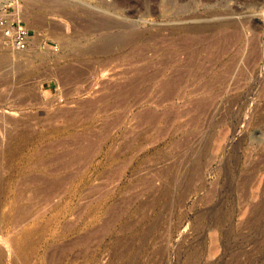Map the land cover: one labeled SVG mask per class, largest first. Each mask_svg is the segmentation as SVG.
Returning <instances> with one entry per match:
<instances>
[{
    "label": "rangeland",
    "instance_id": "obj_1",
    "mask_svg": "<svg viewBox=\"0 0 264 264\" xmlns=\"http://www.w3.org/2000/svg\"><path fill=\"white\" fill-rule=\"evenodd\" d=\"M127 1L0 0V264H264V0Z\"/></svg>",
    "mask_w": 264,
    "mask_h": 264
},
{
    "label": "bare ground",
    "instance_id": "obj_2",
    "mask_svg": "<svg viewBox=\"0 0 264 264\" xmlns=\"http://www.w3.org/2000/svg\"><path fill=\"white\" fill-rule=\"evenodd\" d=\"M33 2V1H32ZM128 1L127 0H112V4H110L109 6V8H107L105 11H104V15L103 16H98L99 18H98V20H96V22H97V24L99 25H103L106 29H107V31H109V29H110V27H112V24H115L116 22L113 20V17L112 16H105L106 15V13H109V12H114V13H116V14H118L119 12H122V9H123V7L126 5V3H127ZM164 3H165V5L166 4H168V5H171L173 2H174V0H167L166 2L165 1H163ZM37 3V2H36ZM157 2L155 1V0H138V6H136L132 11H130V12H128L127 13V15H126V19H129V18H133V17H135L137 14L139 15V21H142L143 20V18H146V17H148V16H150L152 13H154V11H155V5H157L156 4ZM32 6V5H31ZM37 6V5H36ZM167 7V6H166ZM32 8V7H31ZM43 8H45L44 6H43ZM55 8V7H54ZM59 11V10H58ZM33 16H34V14H33ZM31 18H34L33 20H35L34 22H36V23H40L41 24V22H42V20H40V19H38V20H36V18L35 17H31ZM64 20V19H63ZM66 21V20H65ZM190 27V26H189ZM104 28V29H105ZM107 31H105V33L101 36V39L102 40H104V41H108V43L110 42V41H117V40H119V38H121V36L120 35H113L112 33L110 34V33H108ZM228 35V34H227ZM225 36V35H224ZM237 36V35H236ZM198 37V36H197ZM198 39V38H197ZM183 41H185V40H183ZM186 42V41H185ZM111 44V43H110ZM182 44H184V43H182ZM186 44V43H185ZM182 46V45H181ZM6 60V59H5ZM77 60V59H76ZM11 62V61H10ZM13 62V61H12ZM17 63V62H16ZM9 65H11V63L9 64ZM17 67V66H16ZM97 67V66H96ZM93 68V67H92ZM17 70H18V68H17ZM59 70V69H58ZM96 70V69H95ZM20 71V70H19ZM32 71V70H31ZM52 71V70H51ZM28 72H29V70H28ZM56 72V71H55ZM32 73V72H31ZM58 73V72H57ZM56 73V74H57ZM27 74V73H26ZM96 74V73H95ZM18 75V74H17ZM51 75H55L54 73L53 74H51ZM6 76V75H5ZM100 76V75H99ZM55 77V76H54ZM5 78H7V77H5ZM69 79V78H68ZM58 80V79H57ZM29 81V80H28ZM61 82V81H60ZM59 84V83H58ZM61 84V83H60ZM164 84V83H163ZM29 85V84H28ZM169 85V84H168ZM162 87V86H161ZM164 87V88H163ZM162 88L163 89H165L166 88V94H168V92H170L169 91V89L167 88V87H165V86H163ZM107 88V87H106ZM161 88V89H162ZM172 90V89H171ZM116 92V91H115ZM118 92V91H117ZM119 92H121V91H119ZM132 92V91H131ZM118 94H120V93H118ZM165 94V95H166ZM170 94H171V92H170ZM169 94V95H170ZM117 95V94H116ZM116 95H114V96H116ZM121 95H123L122 94V92H121ZM169 95H167V96H169ZM166 96V97H167ZM122 97V96H121ZM130 97V96H129ZM170 97V96H169ZM115 98V97H114ZM116 98H118V95H117V97ZM127 98V99H126ZM124 97V98H122V99H120L119 101H117V102H114L113 104H109L105 109H103V114H104V110H109V109H111V108H117V107H125V106H127V103H128V97ZM168 99V98H167ZM162 101V100H161ZM103 102V101H102ZM80 106H81V104H80ZM94 106V105H93ZM84 107V110H82V111H80L81 113L80 114H75V115H68V117L70 118V119H74V120H76V119H83V120H85V119H87L88 117H89V119H90V116H92V114L90 113V116H86L87 115V113H89V111L87 110V106L85 107V106H83ZM123 109V108H122ZM91 112V111H90ZM101 113H102V111H101ZM106 113V112H105ZM157 113V112H156ZM153 114V113H152ZM154 115H156V114H154ZM1 116V115H0ZM86 116V117H85ZM158 117H160L159 115H157ZM92 118V117H91ZM137 118H139L140 120H142V119H151V118H153L152 116H151V113L149 114V113H147V111L144 113V111L142 112V113H140V114H138L137 115ZM21 119V118H20ZM154 119H157L156 117L154 118ZM153 119V120H154ZM6 120V119H5ZM71 120V121H72ZM88 120V119H87ZM82 121V120H81ZM138 121V120H137ZM83 122V121H82ZM85 122V121H84ZM66 123H67V120H66ZM106 123V122H105ZM107 124H109L108 122H107ZM157 124V123H156ZM106 125V124H105ZM103 126V127H101V131L103 130H106L107 128H106V126L108 127L109 125H106V126ZM111 125V124H110ZM68 126V125H67ZM133 129V128H132ZM105 133V132H104ZM81 141H82V139H81ZM91 141V140H90ZM105 141V140H104ZM88 143V142H87ZM130 143V142H129ZM133 143V142H132ZM89 145V144H88ZM84 146V145H83ZM91 146V145H90ZM93 146V145H92ZM19 147V146H18ZM85 147V146H84ZM128 147H129V145H128ZM131 148V147H130ZM79 149V148H78ZM125 149H129V148H125ZM80 150H82V149H80ZM89 150V149H88ZM77 151V150H76ZM79 151V150H78ZM92 151V150H91ZM40 154V153H39ZM45 155V154H44ZM43 155V156H44ZM42 156V157H43ZM60 156V155H59ZM39 157V156H38ZM49 157V156H48ZM40 158V157H39ZM50 158V157H49ZM51 158H52V156H51ZM50 158V159H51ZM54 158V157H53ZM58 157H56V158H54L55 160L54 161H57V160H59V159H57ZM62 158V157H61ZM57 159V160H56ZM74 159V158H73ZM39 160V159H38ZM49 160V159H48ZM48 160H45V161H48ZM61 160H63V159H61ZM72 160V159H71ZM44 161V160H43ZM42 161V163H43V165L45 164L44 162ZM52 162H53V160H51ZM50 161V162H51ZM69 161V160H68ZM76 162V161H75ZM78 162V161H77ZM41 164V163H40ZM48 164H49V162H48ZM52 164V163H51ZM62 164H64V163H62ZM65 164H66V161H65ZM72 164V163H71ZM46 165V164H45ZM44 165V166H45ZM62 167V166H61ZM65 167H66V165H65ZM64 168V167H63ZM49 173V172H48ZM50 176V175H49ZM48 176V174L46 175V174H40L39 176H37L36 174H34V175H31V177H30V184H31V186L32 187H37V189H38V191H40L41 193L40 194H42L43 195V197H44V199H45V201H47V202H50V199H52L51 198V195L53 194V193H55V192H53V190H55V187L58 185L57 183H55V182H53V179H51V176L49 177ZM55 180V179H54ZM56 181V180H55ZM61 182V181H60ZM60 184V183H59ZM61 187V186H60ZM59 187V188H60ZM58 187H56V189H57ZM57 191V190H56ZM36 192V191H35ZM57 194V193H56ZM22 196V195H21ZM20 198V197H19ZM55 198V197H54ZM23 213L24 211H23V209L22 210H20L19 211V213ZM10 213V212H9ZM14 214V213H13ZM10 215V214H9ZM16 215V214H15ZM14 215V216H15ZM18 215V214H17ZM17 217V216H16ZM24 218V217H23ZM3 234V233H2ZM4 235V234H3ZM2 235V236H3ZM20 242H18V237H7V236H3L2 238L0 237V263H1V261L3 260V256H6V255H4V252L5 251H7L6 249H4L5 247L6 248H8V251H10V253H12L13 251H14V253H15V250L17 251V250H19V244ZM5 250V251H4ZM6 253V252H5Z\"/></svg>",
    "mask_w": 264,
    "mask_h": 264
},
{
    "label": "built area",
    "instance_id": "obj_3",
    "mask_svg": "<svg viewBox=\"0 0 264 264\" xmlns=\"http://www.w3.org/2000/svg\"><path fill=\"white\" fill-rule=\"evenodd\" d=\"M0 31L4 42L18 50L27 49L31 44L32 37L22 20L6 11L0 12Z\"/></svg>",
    "mask_w": 264,
    "mask_h": 264
}]
</instances>
